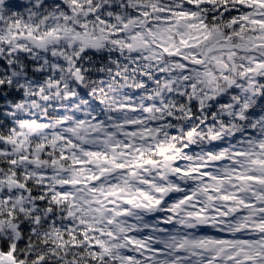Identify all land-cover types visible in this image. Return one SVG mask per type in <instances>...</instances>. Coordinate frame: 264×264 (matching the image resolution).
I'll return each instance as SVG.
<instances>
[{"label":"clouds","instance_id":"obj_1","mask_svg":"<svg viewBox=\"0 0 264 264\" xmlns=\"http://www.w3.org/2000/svg\"><path fill=\"white\" fill-rule=\"evenodd\" d=\"M153 4L195 15L179 24L165 22L151 10ZM254 20H264V5L239 0H0V83L7 85L0 101V125H5L0 128V252H12L0 264H129L124 258L130 254L133 264H206L211 253L193 242L237 229L241 221L236 213L217 212L225 202L209 199L202 179L175 169L195 168L220 141L226 146L243 140L248 152L264 158V27ZM200 22L212 29L211 39L197 36L207 29L188 27ZM164 23L171 24L169 31H161ZM193 53L201 64L189 63ZM8 91L16 95L9 97ZM144 129L150 132L145 135ZM125 143L146 156L155 150L160 163L139 169L127 182L140 199L146 192L162 205L114 217L116 223L109 224L111 213L91 210L98 194L90 189L121 173H102L111 165L87 153L123 159L113 145ZM164 147L175 160L163 159ZM63 152L67 159L58 158ZM77 159L87 163L75 165ZM216 168L223 171L219 162ZM246 173L264 176V166L248 165ZM94 175L101 181L88 180ZM189 188L204 209L202 217L186 203L170 225L160 226L165 231L145 227L181 198L177 190ZM60 189L71 193L67 201L52 200ZM221 190L232 192L231 182ZM261 193L264 184L236 194L259 208ZM82 219L116 233V239L95 233L109 252L83 241L80 231L88 225ZM261 219L264 214L257 211L247 223ZM73 233L79 246H73ZM247 238L246 233L235 237ZM133 240L148 249L160 245L165 254L154 256ZM246 254L253 258L244 264H264V252L254 249L239 260Z\"/></svg>","mask_w":264,"mask_h":264},{"label":"snow or ice","instance_id":"obj_2","mask_svg":"<svg viewBox=\"0 0 264 264\" xmlns=\"http://www.w3.org/2000/svg\"><path fill=\"white\" fill-rule=\"evenodd\" d=\"M192 2L195 3L196 0H192ZM239 2L242 4L247 2L250 4L264 5V0H239ZM73 3H76V0H73ZM151 10L161 14L159 17H157L158 19L165 22H171L173 19H175L177 24H179L182 19L195 15V13L192 12L158 7L155 4L151 6ZM140 14L144 17H148L149 11L142 9ZM229 15H231V13H229ZM246 18L247 17H245V19ZM232 23H235V19H233ZM252 23H259L262 27H264V20H254ZM125 27H127V24H125ZM160 27L161 31H169L172 26L170 23H164ZM188 27L207 29L205 33H197V36L202 37L204 40L212 38V29H209L208 25L203 22L198 24H190ZM216 27L218 26H212V28ZM181 42L185 45H188L187 40L182 39ZM198 42L199 41H197V43ZM191 46L195 47L196 45L193 44ZM164 50L168 51L167 48H164ZM202 62V58L195 55V53L192 54V59L189 61V63L196 65H199ZM0 65H4L3 60H0ZM6 89L7 85L0 83V101H3L6 98L3 94ZM7 95L9 97H14L16 93L13 91H8ZM4 126L5 125H0V128H3ZM144 132L145 135H147L150 130L144 129ZM186 135L191 137L193 135V131L189 130ZM62 139L64 138L62 137ZM212 139L215 140L216 137L213 136ZM236 139V137H233V140ZM245 144V141L240 140L237 143H229L225 146L224 141H220L219 143L212 144L209 147L206 153L207 159L204 160V162L197 164L195 168L188 170L182 168L175 169V171L185 176H194L196 179H202V190L208 194L209 199L215 200L218 198L225 202L221 208L217 209V212L224 217H227L230 213H236L241 221L239 228L237 229H222L220 232L214 235H205L193 242L194 246L201 247L207 252L211 253V255L206 257V264H225V262H227V264H244V261L250 262L253 257L246 254L244 256V260L241 261L239 260V257L242 253H251L254 249L264 252V219H261L260 222L253 221L251 224L247 223V221L250 220L251 216L255 212L258 211L264 214V207L256 208L252 199L241 198L236 194L237 191L247 190L251 184H264V176L246 173V168L248 165L257 167L264 166V158H258V154L255 151L248 152L245 148ZM72 146L75 147V145ZM0 147H2V144H0ZM41 147H44V145H41ZM260 147L264 148V145H261ZM113 148L120 149L119 157H123V159H118V157L115 155L109 157L107 153L95 151L87 153L88 156L102 160L111 165V168H103L101 170L102 173L108 174L112 171H118L121 173L119 177H113L112 182L103 185L100 188L92 187L90 189L91 193L98 194L97 198L90 201V203L95 206L91 210L94 213H111L112 216L107 218V222L109 224L116 223L114 217H127L132 215L134 211L138 212L141 210L147 213L153 208L162 205L161 200L153 199L146 192L140 193V196L143 197V200L140 199L139 196L132 193L131 185L127 182L128 177L134 178L138 175L139 169L145 168L146 165L155 166L160 163L159 160L153 158L156 155L155 150H151L153 153L152 155L146 156L144 150H142L140 147H133L131 143H125L122 146L113 145ZM168 152V147L160 148V155L163 157V159L168 161L175 160V154L165 155ZM58 158L67 159L68 153L63 152ZM22 159H28V157H22ZM52 162L55 163L56 161L53 160ZM217 162L222 165L223 171L217 170ZM10 163L15 164V160L10 161ZM73 163L75 165H83L87 162L77 159L73 161ZM101 179V175L88 177V180L92 182H99ZM226 182H231L233 187L232 192L221 190L222 186ZM70 183H72V181H64V184ZM77 183H79V181H77ZM157 191L163 192L165 189L157 188ZM217 193L219 194L218 197L215 195ZM70 195V192L60 189L52 195V200L56 202H59L60 200L67 201ZM177 195L181 198L175 200V202L170 203L168 207L164 208V215L158 216L152 224L145 225L146 228L150 229L151 232L165 231V227L160 226L170 225L175 218L174 214L176 211L186 203H188L193 208L199 209L193 213L195 216H203L204 209L200 207V202L196 198L194 190L191 188H189L188 191L177 190ZM256 199L264 200V193H261V195L257 196ZM144 200H148L149 203L145 204L143 202ZM73 203H75V201ZM86 203H89V201H86ZM121 204L123 205L122 207L120 206ZM242 210L246 211L248 215H242ZM52 215L55 216V213L53 212ZM67 215L73 216L74 213L69 211ZM80 223L88 225V227L81 229L80 235L83 237V241L88 243L89 247L93 249H102L105 253L110 251L107 243L104 240L96 239L95 233L98 232L101 236L106 235L112 239H116V233L114 231L109 230L105 232L103 228L93 227L89 221L83 219L80 220ZM97 223H99V221H97ZM89 232L93 233V235L89 236ZM243 233L247 234V239H235L236 236H239ZM228 235H231L232 238H228ZM72 243L74 247L79 246L80 244V242L76 239L75 233L72 234ZM132 243L142 249H146L154 256L162 257L165 254V250L160 245H157L155 248L148 249L147 245L143 242L133 240ZM5 247L7 248V245H5ZM10 256H12V252H0V259ZM124 259L127 260L129 264H133L134 262V257L131 254L126 256ZM135 264H138V261H136Z\"/></svg>","mask_w":264,"mask_h":264}]
</instances>
